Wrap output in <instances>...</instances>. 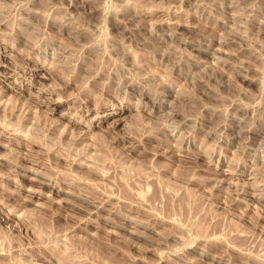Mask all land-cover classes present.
Returning a JSON list of instances; mask_svg holds the SVG:
<instances>
[{
    "label": "rangeland",
    "instance_id": "374dc122",
    "mask_svg": "<svg viewBox=\"0 0 264 264\" xmlns=\"http://www.w3.org/2000/svg\"><path fill=\"white\" fill-rule=\"evenodd\" d=\"M0 264H264V0H0Z\"/></svg>",
    "mask_w": 264,
    "mask_h": 264
}]
</instances>
